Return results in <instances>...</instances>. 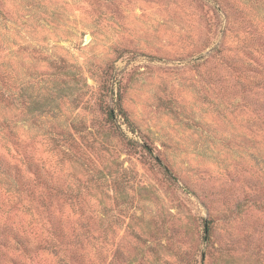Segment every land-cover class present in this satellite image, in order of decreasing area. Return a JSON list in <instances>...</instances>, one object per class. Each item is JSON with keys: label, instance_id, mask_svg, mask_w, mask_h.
Listing matches in <instances>:
<instances>
[{"label": "rangeland", "instance_id": "1", "mask_svg": "<svg viewBox=\"0 0 264 264\" xmlns=\"http://www.w3.org/2000/svg\"><path fill=\"white\" fill-rule=\"evenodd\" d=\"M0 264H264V0H0Z\"/></svg>", "mask_w": 264, "mask_h": 264}, {"label": "trees", "instance_id": "2", "mask_svg": "<svg viewBox=\"0 0 264 264\" xmlns=\"http://www.w3.org/2000/svg\"><path fill=\"white\" fill-rule=\"evenodd\" d=\"M100 110L103 111V113L106 116V122L108 123H112V125H114L115 121H116V114H115V110L112 108H109L108 106L103 107L102 104H100ZM121 113H124L122 110H120ZM164 173H166L167 175H171L169 170H167L164 166H162ZM206 233L209 232V227L207 226L205 228Z\"/></svg>", "mask_w": 264, "mask_h": 264}]
</instances>
